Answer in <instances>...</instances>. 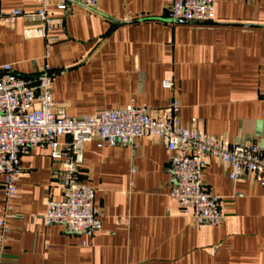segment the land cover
<instances>
[{
	"label": "crops",
	"instance_id": "obj_1",
	"mask_svg": "<svg viewBox=\"0 0 264 264\" xmlns=\"http://www.w3.org/2000/svg\"><path fill=\"white\" fill-rule=\"evenodd\" d=\"M36 0H0V11H33ZM49 10L56 11L53 5ZM47 63L52 97L69 116L129 104L158 111L176 101L185 128L230 143L264 145V0H217L212 23L169 21L166 0H98L56 13ZM20 18L0 22V65L39 73L46 39ZM172 82L167 88L163 82ZM137 149L86 143L79 179L95 188L102 228L92 236L46 226L63 175L47 148L21 155L18 193L0 219L10 229L0 264H264V188L251 172L238 181L213 157L202 181L225 198L226 220L197 226L170 195L169 152L159 137Z\"/></svg>",
	"mask_w": 264,
	"mask_h": 264
},
{
	"label": "built area",
	"instance_id": "obj_2",
	"mask_svg": "<svg viewBox=\"0 0 264 264\" xmlns=\"http://www.w3.org/2000/svg\"><path fill=\"white\" fill-rule=\"evenodd\" d=\"M253 1V0H250ZM217 0H166L169 21L212 23ZM71 4L96 9L98 0H36V9L0 11V22L24 19L39 37L46 39L45 63L39 73L22 76L11 64L0 65V178L5 201L18 193L22 176L21 155L34 147L47 148L59 164L62 198H49L43 215L44 224L60 225L70 233L92 236L102 228L100 209L95 204V188L79 177L86 143L99 147L123 145L137 149L142 136L161 138L169 152V167L174 183L170 195L194 223L217 226L227 218L224 197L213 194L202 181L207 158L218 159L230 168L233 181L251 172L264 188V145L230 143L222 137L185 128L175 114L177 102L160 110L146 105L129 104L123 108H106L92 115L69 116L52 97V81L47 59L56 27V13L64 15ZM53 5L56 11L49 10ZM163 85L172 88L166 80ZM10 226L0 219V250Z\"/></svg>",
	"mask_w": 264,
	"mask_h": 264
}]
</instances>
